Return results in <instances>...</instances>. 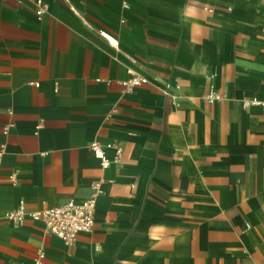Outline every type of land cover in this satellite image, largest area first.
Returning a JSON list of instances; mask_svg holds the SVG:
<instances>
[{
  "label": "crops",
  "instance_id": "obj_1",
  "mask_svg": "<svg viewBox=\"0 0 264 264\" xmlns=\"http://www.w3.org/2000/svg\"><path fill=\"white\" fill-rule=\"evenodd\" d=\"M45 1L0 0V264H264V111L241 104L264 99V0ZM130 69L150 83L126 93ZM101 179L74 245L2 218Z\"/></svg>",
  "mask_w": 264,
  "mask_h": 264
},
{
  "label": "built area",
  "instance_id": "obj_2",
  "mask_svg": "<svg viewBox=\"0 0 264 264\" xmlns=\"http://www.w3.org/2000/svg\"><path fill=\"white\" fill-rule=\"evenodd\" d=\"M34 6V12L38 19H41L48 11L49 5L45 0H27ZM127 7V5H124ZM210 10V9H209ZM110 42L115 43L116 40L106 33H102ZM129 77L122 81L124 91L126 93L132 92L136 87L149 84L150 80L130 69ZM38 86V83H35ZM164 93L174 102L176 95L168 91ZM209 102L221 101L225 96L217 91L214 85L210 86V92L206 96ZM241 104L244 108L261 107L264 111V99H259L254 96H245L241 99ZM115 112V110L113 111ZM112 114V113H110ZM15 125L14 121L8 123L4 128V134H7L9 129ZM41 125H38V129ZM90 148L94 155L100 160L101 166L107 168L110 164H122L123 162V148L119 144H107L103 146L98 141H93ZM106 149L113 150V156L108 157ZM6 151V144L0 145V171L2 158ZM8 180L13 183L18 182V176L12 173L8 176ZM103 180L96 181L91 186V194L88 198L76 201L74 199L68 200L64 203L54 206H47L42 209L28 210L26 202L21 201L17 208L6 211L3 214V219L12 222L16 225L24 224L28 219L34 222H40L44 225V230L48 234H54L60 237L66 245H74L77 237L82 232H91L95 226V212L97 198L102 193L101 185ZM46 259V252L43 248H39L33 259L32 264H44Z\"/></svg>",
  "mask_w": 264,
  "mask_h": 264
}]
</instances>
